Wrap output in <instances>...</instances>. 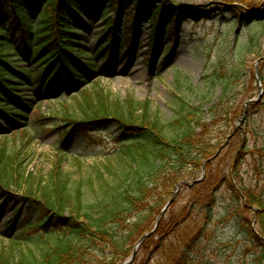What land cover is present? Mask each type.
<instances>
[{"label":"trees","instance_id":"trees-1","mask_svg":"<svg viewBox=\"0 0 264 264\" xmlns=\"http://www.w3.org/2000/svg\"><path fill=\"white\" fill-rule=\"evenodd\" d=\"M111 1L107 0L103 6L102 0H0V118L11 114L14 121L4 133L25 136L30 123L29 110L16 104L22 85H27L25 76H33L29 68L20 65L27 62L17 52L18 45L26 50L31 48L30 57L39 64L40 77H53L63 70L74 80L76 88L83 87L78 92L81 97L76 98L75 116L68 114L61 118L65 125L77 124L81 130L91 132L93 126L99 128L103 122L107 125L104 131L113 125L118 132L114 144L116 163L109 162L90 175L79 174L78 178H74V172L63 171L61 164L66 156L62 154L56 157L46 180H35L31 174L20 173L19 152L8 153L0 144L1 204L10 199L11 193H18L27 205L28 217L37 215L30 219L28 228L30 234H34L30 240H35L37 245L20 255L13 246L9 251H1L0 264H122L141 237L154 228L161 210L183 180L192 185H183L177 199L187 189V204L178 211L168 210L155 232L141 243L130 264H146L156 256L157 264H182L188 249L181 247V243L189 237L196 241L202 233L190 225L185 227V221L196 207L209 211L215 201V191L225 185L233 192L236 202L242 200L246 210L257 212L255 220H249L250 231L258 241L260 236L264 237V187L260 183L245 184L237 171L228 175L223 166L214 167L215 162L223 158L226 148V154H232L228 140L218 157L206 163L205 177L195 182L202 174L204 162L224 144L212 135L214 125L221 121L232 122L237 117L240 122L250 120L248 132L253 131L255 111L261 109L250 108L254 111L249 112V108L235 111L226 108L225 104L232 102L228 83L208 108H203L202 103L191 105L183 100L177 104L171 118L163 119L149 99L139 101L129 95L122 100L113 98L98 83L89 87L86 77L97 68L96 55L76 46L77 29L71 27L66 18L68 12L73 14L82 3L100 12ZM124 1L116 0V17L122 18L125 14ZM229 1L235 3L232 11L238 24L243 26L262 18L259 12L249 13L256 9L257 0ZM199 13L197 10L192 13L195 21ZM35 14L37 19L32 18ZM147 14L154 44L148 46L146 53L148 57H156L163 36L177 35L183 17L180 11L167 10L164 4L149 6ZM142 21L135 15L134 35L121 38L131 50L138 43ZM115 23L116 19L110 18L108 27L117 30ZM260 37L250 33L246 42H241L243 50L260 56ZM86 55L87 74L80 76L69 63ZM54 65L55 70L48 71ZM13 66L17 71H11ZM259 67L261 81H264V60ZM221 76L226 77V73L222 72ZM224 133L229 138V133ZM234 133L235 130L231 136ZM70 136L68 131L64 140ZM253 153L264 155L262 149ZM76 160L81 167V160ZM255 221L259 235L255 233ZM260 264H264V258Z\"/></svg>","mask_w":264,"mask_h":264},{"label":"rangeland","instance_id":"rangeland-1","mask_svg":"<svg viewBox=\"0 0 264 264\" xmlns=\"http://www.w3.org/2000/svg\"><path fill=\"white\" fill-rule=\"evenodd\" d=\"M105 2L103 0L102 5ZM115 4L116 0H113L105 10L97 12L94 7L83 3L73 14L68 12L66 18L70 20V26L77 29L76 46L96 55L97 68L86 77L89 87L98 83L113 98L122 100L129 95L139 101L149 99L154 110L163 119H168L183 100L191 105L202 103L203 108H208L222 94L223 86L229 83L232 102L226 103V108H234V111L249 108V112L254 111L250 108L261 110L255 111L256 122L250 132L248 127L252 122L246 119L240 122L237 117L232 122L221 121L214 125L212 135L225 144L228 140L232 151L227 155L225 147L223 158L217 160L214 167L223 166L228 175L237 171L245 184L260 183L264 187V155L253 153L255 150L264 151V81L254 79L255 63L264 56V1H255L256 9L249 12H259L262 18L243 26L236 22V14L232 11L235 3L229 0H125L122 18L116 17ZM158 4L166 5L167 10L180 11L183 21L177 35H171L172 38L163 36L160 55L148 57L146 52L153 42L147 10ZM194 10L200 11L196 21L192 15ZM135 15L143 20V27L135 49L130 52L121 38L134 35ZM32 18L37 19V14ZM110 18L116 19L117 30L108 27ZM250 33L261 36L260 56L242 48L241 42H246ZM26 49L18 45L16 50L27 62L20 65L29 68L33 76H25L24 84L27 85H22L16 104L29 110L28 134L17 137L13 133L5 134L14 121L11 114L0 118V144L8 153L19 152L20 173L31 174L35 180H46L56 157L62 154L66 156L61 164L63 171L74 172V178L79 174L90 175L109 162L115 164L116 127L112 125L104 131L107 125L102 122L99 128L93 126L91 132H86L77 124L65 125L61 118L68 114L75 116L76 98L81 97L78 92L83 87L76 88L74 80L63 70L53 77H40L37 72L39 64L30 57L31 48ZM87 58V55L79 57L69 66L77 69L78 75H86ZM11 71L17 70L13 66ZM222 72L226 77L221 76ZM206 116L209 120V114ZM68 131L71 136L64 140ZM224 132L229 133V138ZM77 158L81 160V167ZM215 192L211 209L206 211L204 207H196L184 223L185 227L190 225L202 233L196 241L189 237L188 241L181 243V247L188 249L182 264H260L264 258V237L260 236L258 241L249 224V220H255L257 212L246 210L242 200L236 202L227 185ZM187 193L184 189L169 212L178 211L187 204ZM1 203L0 198V252L9 251L12 246L17 255L28 252L37 245L35 240H30L34 234L28 231L30 219L37 215L28 217L27 205L18 193H11L10 199ZM254 225L255 233L259 235V225ZM157 260V256L153 257L146 264H157Z\"/></svg>","mask_w":264,"mask_h":264},{"label":"water","instance_id":"water-1","mask_svg":"<svg viewBox=\"0 0 264 264\" xmlns=\"http://www.w3.org/2000/svg\"><path fill=\"white\" fill-rule=\"evenodd\" d=\"M260 60H264V56H262L261 58L257 59V61H256V63H255V69H256V73H257V78H258V79H260V72H259V68H258V64H259ZM225 145H226V144H223V145L217 150L216 154H215L213 157L209 158L208 160H206V161L204 162L203 167H202V175H201V177L198 178L195 182H198V181L202 180V179L205 177V173H206V163L209 162V161H211V160H213L214 158L218 157L220 151L223 149V147H225ZM186 184H188L189 186L192 185V184L188 183L186 180H183V181H181V182L178 184V186H177V188H176V190H175L173 196L167 201L166 205H165V206L163 207V209L161 210V213H160V215H159L158 218H157V221H156V224H155L154 228H153L150 232H147L146 234H144V235L141 237V239L139 240V242L134 246L133 251H132V254L130 255V257H129L127 260H125L122 264H130V263H132V262L134 261V259H135V257H136V254H137V252H138V250H139V247H140L141 243L145 240V238H146L147 236H150V235H152V234L155 232V230L158 228V226H159V224H160V222H161V219L164 217V215L166 214L167 210L170 208V206H171V205L174 203V201L177 199V196H178V194H179V192H180L182 186H183V185H186Z\"/></svg>","mask_w":264,"mask_h":264}]
</instances>
